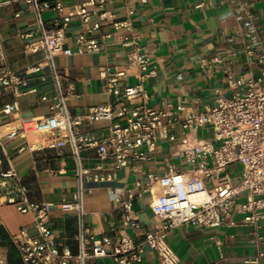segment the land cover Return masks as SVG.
I'll return each instance as SVG.
<instances>
[{
    "label": "crops",
    "instance_id": "1",
    "mask_svg": "<svg viewBox=\"0 0 264 264\" xmlns=\"http://www.w3.org/2000/svg\"><path fill=\"white\" fill-rule=\"evenodd\" d=\"M40 1L61 3L69 8L89 0ZM101 11L107 13V18L101 21L100 30L93 29L96 15L87 23L79 17L73 18L66 30L65 44L72 54L55 57L56 66L63 73L64 88L71 93L67 105L74 116L83 115L90 107L117 103V97L107 91V79L118 72L124 73L119 77L121 87L136 86L142 74H148L143 81L149 95L147 105L157 111L179 105L213 104L227 96L230 92L224 72L227 68L235 70L237 75L243 69L253 76L260 73L259 59H264V0H110ZM57 18L54 10L43 14L48 26ZM38 29L35 13L26 3L0 0V35L6 56L0 68L8 66L21 75L43 59V52L28 51L39 39ZM81 35L88 41H97L101 49L87 51L77 43ZM105 35L111 37L103 40ZM133 40L138 42L137 54L148 61L146 71L128 64L135 47L125 43ZM46 72L31 75L26 86L19 84L1 90L0 136H7L16 120L40 119L50 114L52 103L43 97L52 95L54 85L51 81H41ZM14 102L19 110L5 114V105ZM110 124L83 122L78 129L85 137L101 138L108 133ZM181 130L174 129L176 143L161 141L149 153L144 147L143 151L149 155L147 161H133L118 169L113 159L101 161L95 150H88L86 164L94 173L116 176L109 181L88 180L84 185L79 183L69 148L65 150V158L58 157L53 150L36 153L27 147L39 143L41 137L28 132L3 140L6 157L0 139V170L13 169L17 174V178L0 177V227L11 241L23 229L36 236L34 215L23 213L8 202L17 199L19 187L25 186L31 202L52 205L48 224L60 249L77 253L76 236L82 225L97 239L124 235L135 242L141 241L146 233L156 231L164 223L149 206V174H164L170 163L188 168L184 158L176 154ZM194 134L201 139L207 130ZM3 180L6 185L1 184ZM80 192L83 193L82 216L77 210L63 209V205L74 203ZM157 193H160L158 188ZM130 194L134 196L133 205L126 211L118 200L127 201ZM240 219L241 216L234 217L236 223ZM259 232L263 240L254 243L252 229L240 224L219 228L185 225L171 231L167 240L180 257L178 264H264V220L260 222ZM0 256L8 264H22L18 251L11 258L7 246L0 245ZM92 264L116 263L110 257H101ZM144 264H160L157 254L147 249Z\"/></svg>",
    "mask_w": 264,
    "mask_h": 264
},
{
    "label": "built area",
    "instance_id": "2",
    "mask_svg": "<svg viewBox=\"0 0 264 264\" xmlns=\"http://www.w3.org/2000/svg\"><path fill=\"white\" fill-rule=\"evenodd\" d=\"M22 1L33 9L39 26V39L29 46L28 51L43 52L44 56L21 75L12 72L8 66L0 68V93L2 89L15 85L26 86L27 79L42 70L47 72L41 76V81H51L54 92L43 97L52 103L47 117L16 120L7 136H0L4 156L8 157L4 139L33 132L40 135L41 141L34 146L28 145L31 151L53 150L58 157L65 158V150L69 148L80 185L88 180L109 181L116 176L115 173L104 177L87 166L85 153L88 150H95L101 161L113 159L115 169H118L133 161H147L148 153L154 151L161 141L176 143L178 137L174 129L180 127L182 138L177 143L176 154L184 158L188 167L183 169L170 163L164 174H149V206L164 221L156 231L146 233L139 242L124 235H105L97 239L82 225L76 236L77 253L56 246L48 224L52 205L31 202L28 188L20 186L19 197L8 202L23 213H32L37 230L33 237L25 229L12 236L22 264H92L101 257H110L116 264H144L147 249L157 254L160 264H178L180 257L170 247L167 238L171 231L185 225L219 228L240 224L252 229V242H261L260 222L264 220V59H259L261 70L258 76L246 69L239 75L231 68L224 70L230 92L213 104L179 105L160 111L147 105L149 95L143 81L148 74H142L136 86L121 87L119 77L124 73L118 72L107 79V91L117 97V103L90 107L83 115L74 116L67 105L71 93L64 88L63 73L56 66L55 57L72 54L65 48L66 30L72 19L79 17L87 23L96 15L93 29L100 30L101 21L107 18V13L101 9L110 0H89L69 8L61 3ZM49 10L58 14L52 26L43 19L44 12ZM110 37L105 35L102 39ZM77 43L87 51L101 49L97 41H88L84 35L77 39ZM125 44L135 47L129 55V66L146 71L148 61L137 54L138 42L126 41ZM248 53L252 54L251 51ZM5 60L0 35V62ZM18 110V104L14 102L5 105L3 112L10 115ZM99 121L111 123L105 136L93 138L80 134L78 127L83 122ZM198 130H207V134L197 139L193 133ZM144 147L148 148V153L143 151ZM0 177L17 178V174L13 169L0 170ZM210 182L211 186H208ZM1 184L6 185V182L3 180ZM194 195L201 197L192 199ZM133 198L130 194L127 201L118 200L119 206L130 211ZM63 209H74L84 215L83 193L76 196L74 203L63 205ZM237 215L241 216L239 223L234 221ZM128 224L126 220L124 225ZM0 264H8L7 259L0 256Z\"/></svg>",
    "mask_w": 264,
    "mask_h": 264
},
{
    "label": "trees",
    "instance_id": "3",
    "mask_svg": "<svg viewBox=\"0 0 264 264\" xmlns=\"http://www.w3.org/2000/svg\"><path fill=\"white\" fill-rule=\"evenodd\" d=\"M0 245L7 246L10 251V257L14 258L17 254V248L13 242L7 237L5 231L0 227Z\"/></svg>",
    "mask_w": 264,
    "mask_h": 264
},
{
    "label": "bare ground",
    "instance_id": "4",
    "mask_svg": "<svg viewBox=\"0 0 264 264\" xmlns=\"http://www.w3.org/2000/svg\"><path fill=\"white\" fill-rule=\"evenodd\" d=\"M199 197H201V195H194V196H192V199H197Z\"/></svg>",
    "mask_w": 264,
    "mask_h": 264
},
{
    "label": "rangeland",
    "instance_id": "5",
    "mask_svg": "<svg viewBox=\"0 0 264 264\" xmlns=\"http://www.w3.org/2000/svg\"><path fill=\"white\" fill-rule=\"evenodd\" d=\"M159 189V188H158ZM160 190V189H159Z\"/></svg>",
    "mask_w": 264,
    "mask_h": 264
}]
</instances>
